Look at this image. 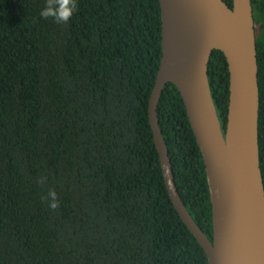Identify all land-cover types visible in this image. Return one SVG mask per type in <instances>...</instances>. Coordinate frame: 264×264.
I'll use <instances>...</instances> for the list:
<instances>
[{"label": "trees", "instance_id": "obj_1", "mask_svg": "<svg viewBox=\"0 0 264 264\" xmlns=\"http://www.w3.org/2000/svg\"><path fill=\"white\" fill-rule=\"evenodd\" d=\"M77 4L57 25L39 17L44 0H0V264H208L168 196L149 124L158 0ZM251 6L264 187V0ZM207 75L224 134L221 52ZM156 115L178 196L211 241L204 165L172 84Z\"/></svg>", "mask_w": 264, "mask_h": 264}, {"label": "water", "instance_id": "obj_2", "mask_svg": "<svg viewBox=\"0 0 264 264\" xmlns=\"http://www.w3.org/2000/svg\"><path fill=\"white\" fill-rule=\"evenodd\" d=\"M161 59L148 115L171 203L208 264H264V187L258 148L259 90L251 0H158ZM213 51L223 54L228 107L223 134L207 75ZM172 84L183 102L204 165L212 240L196 226L178 196L156 109Z\"/></svg>", "mask_w": 264, "mask_h": 264}, {"label": "clouds", "instance_id": "obj_3", "mask_svg": "<svg viewBox=\"0 0 264 264\" xmlns=\"http://www.w3.org/2000/svg\"><path fill=\"white\" fill-rule=\"evenodd\" d=\"M78 7L77 0H44V5L39 12V17L44 20H52L57 25L67 24ZM52 202L50 207H58L59 201L54 194L49 193Z\"/></svg>", "mask_w": 264, "mask_h": 264}]
</instances>
